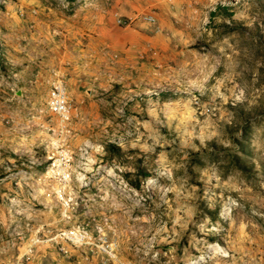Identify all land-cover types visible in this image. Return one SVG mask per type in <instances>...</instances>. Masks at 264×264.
<instances>
[{"label":"rangeland","instance_id":"374dc122","mask_svg":"<svg viewBox=\"0 0 264 264\" xmlns=\"http://www.w3.org/2000/svg\"><path fill=\"white\" fill-rule=\"evenodd\" d=\"M0 264H264V0H0Z\"/></svg>","mask_w":264,"mask_h":264},{"label":"built area","instance_id":"2783aa9c","mask_svg":"<svg viewBox=\"0 0 264 264\" xmlns=\"http://www.w3.org/2000/svg\"><path fill=\"white\" fill-rule=\"evenodd\" d=\"M147 19L151 20V17ZM121 22V20H118ZM50 106L53 111L57 113H65L67 111V99L63 89L61 87L55 88L51 93Z\"/></svg>","mask_w":264,"mask_h":264},{"label":"trees","instance_id":"16d2710c","mask_svg":"<svg viewBox=\"0 0 264 264\" xmlns=\"http://www.w3.org/2000/svg\"><path fill=\"white\" fill-rule=\"evenodd\" d=\"M227 8L228 7H226V6H224V5H216V9H218V10H220V9H222V10H227ZM217 14V10H213V11H211L210 12V18H213V16H215ZM226 15L225 16H227L228 18L231 16V13H225ZM111 147L114 149V150H116V151H118L119 149H118V147H116V146H114V145H111Z\"/></svg>","mask_w":264,"mask_h":264}]
</instances>
